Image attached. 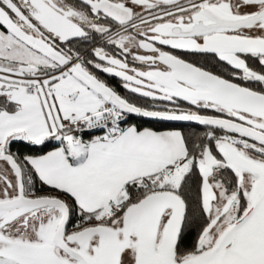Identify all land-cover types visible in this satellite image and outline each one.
<instances>
[{"label":"snow or ice","instance_id":"snow-or-ice-1","mask_svg":"<svg viewBox=\"0 0 264 264\" xmlns=\"http://www.w3.org/2000/svg\"><path fill=\"white\" fill-rule=\"evenodd\" d=\"M0 264H264V0H0Z\"/></svg>","mask_w":264,"mask_h":264},{"label":"trees","instance_id":"trees-1","mask_svg":"<svg viewBox=\"0 0 264 264\" xmlns=\"http://www.w3.org/2000/svg\"><path fill=\"white\" fill-rule=\"evenodd\" d=\"M110 85H112V86H114V87H116L117 88V90L118 91H120L119 89H118V87L117 86H115V85H117V84H115L113 81H111V80H109V82H108ZM121 92V91H120ZM122 94H123V91L121 92ZM145 127H148V126H154V125H149V124H145L144 125Z\"/></svg>","mask_w":264,"mask_h":264},{"label":"flooded vegetation","instance_id":"flooded-vegetation-1","mask_svg":"<svg viewBox=\"0 0 264 264\" xmlns=\"http://www.w3.org/2000/svg\"><path fill=\"white\" fill-rule=\"evenodd\" d=\"M109 80L110 79H108V82H109ZM117 85H115V86H117L118 87V89L122 92L123 91V94H124V90H122L120 87H119V83H116Z\"/></svg>","mask_w":264,"mask_h":264},{"label":"water","instance_id":"water-1","mask_svg":"<svg viewBox=\"0 0 264 264\" xmlns=\"http://www.w3.org/2000/svg\"><path fill=\"white\" fill-rule=\"evenodd\" d=\"M110 80L113 81L115 84L118 83V81L115 80V79H110ZM122 90H123V89H122Z\"/></svg>","mask_w":264,"mask_h":264}]
</instances>
